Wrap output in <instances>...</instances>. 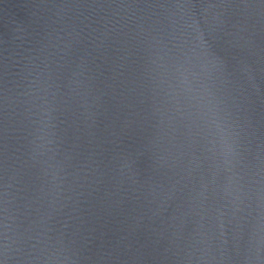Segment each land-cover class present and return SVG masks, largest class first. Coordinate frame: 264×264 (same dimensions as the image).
Listing matches in <instances>:
<instances>
[{"label": "water", "instance_id": "1", "mask_svg": "<svg viewBox=\"0 0 264 264\" xmlns=\"http://www.w3.org/2000/svg\"><path fill=\"white\" fill-rule=\"evenodd\" d=\"M0 264H264V0H0Z\"/></svg>", "mask_w": 264, "mask_h": 264}]
</instances>
